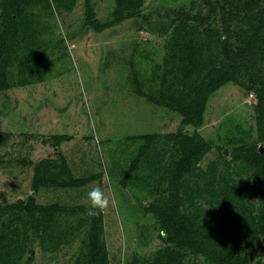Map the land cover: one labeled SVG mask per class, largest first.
Segmentation results:
<instances>
[{
    "label": "rangeland",
    "instance_id": "1",
    "mask_svg": "<svg viewBox=\"0 0 264 264\" xmlns=\"http://www.w3.org/2000/svg\"><path fill=\"white\" fill-rule=\"evenodd\" d=\"M61 1L63 7L39 0L25 11L33 45L16 47L17 57L7 68L9 85L0 90V255L5 264L155 262L173 246L158 213L174 207L168 198L173 177L180 213L193 211L199 214L196 221L212 209L229 213L233 223L220 232L226 235L240 218L243 224L250 217L256 222L262 191L255 163L264 143L258 99L247 78L240 75L212 91L197 127L181 123V108L207 67L199 45L201 30L213 18L198 25L178 16L203 10V0H141L133 11L118 9L117 0ZM2 13L1 5L0 31ZM89 14L93 18L86 22ZM241 15L233 14L232 32L248 26ZM218 18L213 28L220 26ZM95 21L100 30L94 29ZM177 33L184 47L174 44ZM32 52L42 55L36 68L21 71L18 62ZM178 130L199 134L208 146L183 170L176 167L181 155L169 137ZM46 160L67 167L74 180L89 181L56 187L40 180L34 190L35 167ZM96 188L106 201L99 205L90 197ZM35 206L46 209L40 213ZM93 210L101 214L102 239L92 238ZM208 216V223L219 220ZM211 226L219 231L218 224ZM260 235L264 238V232ZM249 251L251 264H264V240ZM178 262L208 264L190 253Z\"/></svg>",
    "mask_w": 264,
    "mask_h": 264
},
{
    "label": "trees",
    "instance_id": "2",
    "mask_svg": "<svg viewBox=\"0 0 264 264\" xmlns=\"http://www.w3.org/2000/svg\"><path fill=\"white\" fill-rule=\"evenodd\" d=\"M37 1L39 0H0V6L2 5L3 9L1 18L5 24V27L3 26L0 31V90L6 89L9 85L7 68L10 63L9 60L17 57L14 54L16 47L28 46L34 41L33 37L28 38L27 31H25L27 20L23 18L25 17V11H30ZM54 1L57 2L58 7L64 6L61 0ZM140 1L117 0V8L121 10L127 8L133 11L139 6ZM203 6L204 9L196 14L190 16L189 13L182 12L178 16L180 20H183V18L192 19L198 25L209 22L208 20L213 18L201 30L200 39L202 41L199 45V49L200 47L204 48L207 67L198 84L191 88L189 98L181 108L183 115L181 123L197 127L200 124L204 102L208 95L226 82L237 80V77L241 75L247 78L250 82L249 87L254 89L256 93L258 99L257 122L260 127V138L264 143V6L259 0H203ZM239 13H242V21L248 22V26L232 32L230 30V20L233 14L237 16ZM217 17H219L220 26L213 28V21H217ZM92 18L93 14H89L86 22H89ZM92 23L95 24L94 29L100 30L102 28L97 21ZM178 33L174 44L178 47H184L186 41L184 42ZM27 39L28 42H26ZM45 53L44 51V57H46ZM41 54L43 53L41 52ZM38 57L33 52L26 54L18 62L20 70L24 72L26 69H32L33 66V68H36V62L39 61ZM198 63L199 61L195 62L193 67L199 68ZM26 81L23 80V82ZM169 137H171L172 145L178 150L177 152H180L181 157L176 162L178 164L176 167L179 168L178 166H180V170L189 167L192 159H199L208 147L199 134H185L183 131L178 130ZM257 150L258 162L255 163V168L259 170L257 171V180L260 183L262 194L258 205L261 212L259 211L256 222L251 221L252 217H250L243 224V218H240L235 231L226 235L227 231L220 232L229 223H233L234 216L229 213L212 209V212H204L206 214L203 215L205 217L202 216L201 221L199 219L195 220L199 214L196 216L193 211L188 210L186 213H180L177 210L179 199L178 194L176 195L179 190L176 186L175 177H173L170 180L171 187L169 189H171L168 198L174 202V207L158 208L160 223L167 234L166 241L173 246H169L170 248L162 257L150 264H179L178 259L186 253L203 256L208 264H251L247 253L251 252L249 250L255 243L264 240L260 235L264 232V146L262 150ZM236 158L234 156L231 162H235ZM35 168L36 178L32 181L34 190L38 188L40 182L48 186L79 187L89 181L88 179H86L87 181L74 180L68 173L67 167L58 166L48 160L38 163ZM57 169V172H53ZM40 172H42L41 176L39 175ZM232 191L234 192L233 187ZM241 201H243V207L248 203L243 196ZM239 203L241 206L242 203ZM35 209L41 213L46 208L35 206ZM93 211L91 221L94 232L92 238L97 234L96 236L102 239L101 214L98 210ZM208 214L215 215V217H212L214 220L216 217L219 218L218 221L213 222L216 227L218 224L217 229L219 231L213 229V226H211L213 223H208L207 217L211 218ZM245 218L247 217L245 216ZM222 221L225 223L224 226L221 225ZM252 227L260 233L252 232ZM2 257L0 255V264H5L6 262L2 260ZM95 264L107 263L102 261V263L95 262Z\"/></svg>",
    "mask_w": 264,
    "mask_h": 264
},
{
    "label": "clouds",
    "instance_id": "3",
    "mask_svg": "<svg viewBox=\"0 0 264 264\" xmlns=\"http://www.w3.org/2000/svg\"><path fill=\"white\" fill-rule=\"evenodd\" d=\"M90 197L92 198V202L94 205H99L101 203L106 202L104 201L103 194L99 188L94 189L90 193Z\"/></svg>",
    "mask_w": 264,
    "mask_h": 264
}]
</instances>
